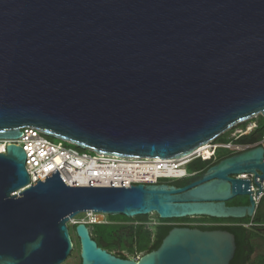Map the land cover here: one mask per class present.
I'll list each match as a JSON object with an SVG mask.
<instances>
[{"label":"water","instance_id":"95a60500","mask_svg":"<svg viewBox=\"0 0 264 264\" xmlns=\"http://www.w3.org/2000/svg\"><path fill=\"white\" fill-rule=\"evenodd\" d=\"M264 115V0H0V141L34 127L118 158L192 154ZM264 148L168 183L71 186L55 169L35 184L27 153L0 151V264H63L68 223L88 211L162 219L254 217ZM249 196L248 206H230ZM81 264H231L227 230L172 228L158 249L118 257L80 222ZM29 251V245H36Z\"/></svg>","mask_w":264,"mask_h":264},{"label":"built area","instance_id":"2783aa9c","mask_svg":"<svg viewBox=\"0 0 264 264\" xmlns=\"http://www.w3.org/2000/svg\"><path fill=\"white\" fill-rule=\"evenodd\" d=\"M247 120L236 124L231 129L227 130L220 136L225 133L233 132V137L223 143H217V138L211 140L207 146L211 155L207 158L203 153L193 152L192 154L178 158L172 159L173 170L180 171L178 175H169V176H157L154 179L153 175L150 176V179L144 178L147 171L152 170L153 168H143L139 166L132 167L131 164H127L123 159H132V158H118L115 159L114 156H107L104 154L96 153L89 149L79 148L74 145L72 142L64 139H58V142L52 140V137L45 134L43 131L34 127H25L22 132L23 135L17 140H8L9 143H15L21 145L27 153V168L31 177V184H35L42 180L44 177L49 175L55 169L62 175V177L67 181L71 186H130L132 184H158L164 181H174L177 179H184L191 177L194 173L188 171L187 166L196 159H202L205 161H216L218 159V150L222 148L229 152V156H233L247 150L253 149L255 147L262 146L264 148V136L259 142L253 144H244L238 143L237 141L245 136H248L256 127L254 124L241 127L243 123H246ZM219 136V137H220ZM1 144V143H0ZM221 144V145H220ZM75 146L76 148L72 147ZM6 152V151H5ZM122 159V160H120ZM141 159V158H139ZM128 168L132 175H139L138 179H132L127 181L126 184H119L117 179L120 178L124 171ZM165 171V170H163ZM113 175V176H112ZM110 179L103 180V177ZM109 176H112L109 178ZM250 176V177H249ZM252 176V177H251ZM243 178L250 179L253 178V175H243ZM88 178V184H81L79 179ZM74 179V181H72ZM257 183L261 184L263 192L257 197L256 193L260 191L259 187L254 183L251 185V190L254 195L255 201L258 203L261 197L264 195V179L260 180L258 177ZM90 220L86 223H95L98 222L97 215L89 213Z\"/></svg>","mask_w":264,"mask_h":264},{"label":"trees","instance_id":"16d2710c","mask_svg":"<svg viewBox=\"0 0 264 264\" xmlns=\"http://www.w3.org/2000/svg\"><path fill=\"white\" fill-rule=\"evenodd\" d=\"M258 117V122L253 132L239 139L237 141L238 143L253 144L262 139L264 136V116L259 115ZM245 125L246 124H244V126ZM226 134L227 133L224 135ZM224 135L218 137L216 142L222 143L229 141ZM72 147L76 148L75 146ZM219 155L222 154L219 152L218 156ZM226 157H229L226 153L219 156V162ZM209 166V161L200 158L196 159L188 165L189 172H195L193 176L171 182L170 184L183 187L196 180H200L211 167ZM234 204L242 205L241 202ZM244 204H248V202ZM148 217L149 215H140L134 218H129L125 215H108L107 222L90 225L93 239L100 247L106 249L110 253H115L126 259H136L144 253L158 249L169 231L176 226L196 227L202 230L221 229L233 233L236 237L237 248L231 264H264V197L261 199L257 211L252 218L218 219L199 217L201 218V220L198 221L200 225H192L188 224V222L194 221L192 217L162 219L158 216V224L149 225ZM176 222L181 223L177 224ZM243 224L251 225L245 227ZM256 251H259L257 256L252 258L251 255Z\"/></svg>","mask_w":264,"mask_h":264},{"label":"bare ground","instance_id":"6f19581e","mask_svg":"<svg viewBox=\"0 0 264 264\" xmlns=\"http://www.w3.org/2000/svg\"><path fill=\"white\" fill-rule=\"evenodd\" d=\"M251 118H253V117H251ZM251 118H249V119H251ZM207 144L200 146L198 149H196V152L203 153L208 158L211 155V153L208 150ZM7 145H8V143L6 141L1 142L0 151L5 152ZM183 157H185V156H183ZM114 158L117 159V157H114ZM179 158H182V157H179ZM172 159H178V158H172ZM172 159L169 158V159L163 160L161 158H141V159L132 158V159H123V161L127 164H131L132 167L139 166V167H143L146 169L147 168H153L152 170L147 171L148 174H146L143 177L150 179V176L153 175L152 178L154 179L155 177L160 176V175L161 176H169V175H178L180 173V171L178 172V171L173 170L174 166H173L172 162L174 160H172ZM120 160H122V159H120ZM126 169L127 170L124 171V174L120 178L117 179V182H119V184H121V185L122 184L128 185V183H126L127 181H129V180L132 181V179H138V177H139V175H135V174L130 177L129 174L131 173V171H129L128 168H126ZM163 170H165V171H163ZM112 176H109V178ZM101 177H103V176H101ZM106 179H108V178L103 177V180H106ZM72 181H74V179ZM108 181L110 182L111 180L108 179ZM79 182L81 184L85 185V184L89 183V179L88 178L79 179ZM100 218H102L101 215H97V220H100Z\"/></svg>","mask_w":264,"mask_h":264},{"label":"rangeland","instance_id":"374dc122","mask_svg":"<svg viewBox=\"0 0 264 264\" xmlns=\"http://www.w3.org/2000/svg\"><path fill=\"white\" fill-rule=\"evenodd\" d=\"M260 116H264L263 114H259ZM259 115H257L256 117H253V118H251V119H247V122L246 123H243L242 125H241V127H245V129H246V127H247V125H249V124H254V125H256L257 124V122H258V116ZM244 124H246L245 126H244ZM235 130V129H234ZM234 130L232 131V132H230V133H227L226 135H224V136H226L229 140L234 136L233 135V132H234ZM253 132V131H252ZM53 141H55V142H58L59 140L58 139H56V138H54V139H52ZM0 143H1V141H0ZM217 143H219V142H217ZM223 143V142H222ZM221 145V144H220ZM220 152V154H225V153H227V151L226 150H223L222 148H220L219 150H218V153ZM218 153L216 154V156L218 155ZM222 155H219V156H222ZM218 156V157H219ZM187 169H188V166H187ZM189 171V170H188ZM192 173V172H191ZM195 173V172H194ZM185 179V178H184ZM178 180H183V179H177V180H174V181H178ZM174 181H163L162 180V183H171V182H174ZM158 184H160V183H158ZM239 202H241L242 204H244V203H246V202H248L249 203V196H238V197H236L234 200H231V201H229V202H227L228 204H231V203H239ZM107 216L108 215H106V214H103V216H101L103 219H102V221L101 222H107ZM247 218H249V217H247ZM83 220H85V221H89L90 220V217H89V213L88 212H85V213H81V214H79V215H77L76 217H75V219H73V220H71L70 221V223H68V227H69V231H70V235H71V237H72V240H73V242H74V249H73V251H72V253L70 254V256L65 260V262L63 263V264H81V255H80V251H81V245H80V240H79V237H78V235H77V232H76V225L74 224V221L76 222V221H83ZM201 220V218H199V217H194V221H191V222H188V224H192V225H200V223L198 222V221H200ZM158 222H159V220H158V216L156 215V214H150L149 215V217H148V224L149 225H154V224H158ZM177 224H179V223H181V222H176ZM175 223V224H176ZM259 252V251H258ZM258 252H255V253H258ZM254 253V254H255ZM256 255V254H255ZM255 255H254V257H255ZM136 259H138V257L136 258Z\"/></svg>","mask_w":264,"mask_h":264},{"label":"flooded vegetation","instance_id":"af4514ba","mask_svg":"<svg viewBox=\"0 0 264 264\" xmlns=\"http://www.w3.org/2000/svg\"><path fill=\"white\" fill-rule=\"evenodd\" d=\"M226 155H229V152H227L226 153ZM210 162V166H213V165H215V164H217L218 162H219V158L216 160V161H213V160H210L209 161ZM209 166V167H210ZM250 177V176H249ZM252 177V176H251ZM202 179V178H201ZM250 180L252 181V183H254L255 181H254V177L253 178H250ZM197 181V180H196ZM195 182V181H194ZM168 184H170V183H168ZM252 191V190H251ZM252 196H253V198H254V195L252 194ZM238 197V196H237ZM264 197V195L261 197V199ZM236 198V197H235ZM234 198V199H235ZM234 199H232V200H234ZM261 199H260V201H261ZM231 201V200H230ZM254 201H255V199H254ZM260 201L257 203L256 201H255V204H256V211H257V208H258V206H259V204H260ZM250 204V200H249V203L248 204H242V205H236V204H234V203H232V204H228V205H230V206H232V205H234V206H248ZM256 211H255V213H256ZM243 226H245V224H243ZM91 234H92V232H91ZM93 237V236H92ZM257 252V251H256ZM112 254H114V255H116V256H118V257H121V256H119V255H117V254H115V253H112ZM256 254V255H255ZM255 254H252L251 255V257L252 258H255L256 256H257V254L258 253H255ZM254 255H255V257H254Z\"/></svg>","mask_w":264,"mask_h":264},{"label":"clouds","instance_id":"9594fccd","mask_svg":"<svg viewBox=\"0 0 264 264\" xmlns=\"http://www.w3.org/2000/svg\"><path fill=\"white\" fill-rule=\"evenodd\" d=\"M256 117V116H255ZM226 132V131H225ZM219 137V136H218ZM74 144V143H73ZM75 145V144H74ZM93 213L94 215L96 214V215H101V216H103V214L102 213H96V212H93V211H88V213ZM75 219V218H74ZM102 219L103 218H100V220H98V222H95V223H87L89 226L91 225V224H96V223H102L101 221H102ZM75 222V221H74ZM78 223H80V222H78ZM86 223V222H85ZM75 225L77 224V223H74ZM249 225H251V224H245V227H249ZM91 227V226H90ZM73 245H74V242H73ZM35 247H38V244H36V245H29V251H31L32 249H34Z\"/></svg>","mask_w":264,"mask_h":264}]
</instances>
